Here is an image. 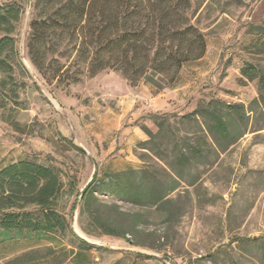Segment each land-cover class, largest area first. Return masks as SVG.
Segmentation results:
<instances>
[{"label":"rangeland","instance_id":"obj_1","mask_svg":"<svg viewBox=\"0 0 264 264\" xmlns=\"http://www.w3.org/2000/svg\"><path fill=\"white\" fill-rule=\"evenodd\" d=\"M5 2L25 10L17 38L27 68H20L17 84L0 89V168L24 158L59 167L61 209L74 232L94 246L80 247L71 236L22 238L0 246V264L26 253H31L27 264H264L259 115L228 150L195 161L170 192V202L144 207L98 196L95 212L118 216L123 225L135 222L126 238L86 233L88 214L82 211V196L96 172L144 166L138 133L146 134L143 127L157 131L150 114L181 115L212 98L250 107L258 85L242 78L241 68L246 62L264 66V0H192V21L207 37L206 55L188 63L178 82L161 91L144 82L132 86L113 70L84 75L69 86L46 82L26 50L32 0H0ZM150 157L143 159L164 174L163 164Z\"/></svg>","mask_w":264,"mask_h":264},{"label":"trees","instance_id":"obj_2","mask_svg":"<svg viewBox=\"0 0 264 264\" xmlns=\"http://www.w3.org/2000/svg\"><path fill=\"white\" fill-rule=\"evenodd\" d=\"M24 13L18 2L0 3V89L17 84L20 68H27L17 38ZM192 19V0H32L27 55L50 84L69 86L84 75L113 70L132 86L144 82L161 91L178 82L188 63L206 55L207 37ZM241 75L258 85V96L249 108L212 98L181 115H149L157 131L143 127L144 166L96 172L87 186L82 196V211L88 214L86 233L99 230L126 238L135 222L123 225L118 216L95 212L98 196L144 207L170 202V192L180 187L195 161L228 150L247 133L253 117L259 115L264 122V66L246 62ZM150 156L163 164L164 174L143 159ZM63 193L61 170L55 165L24 158L0 168V246L22 238L71 236L80 247H93L72 229L61 209ZM30 254L6 264H27ZM77 255L85 256L82 251Z\"/></svg>","mask_w":264,"mask_h":264},{"label":"water","instance_id":"obj_3","mask_svg":"<svg viewBox=\"0 0 264 264\" xmlns=\"http://www.w3.org/2000/svg\"><path fill=\"white\" fill-rule=\"evenodd\" d=\"M30 2L31 1H29V4H30ZM25 33L23 34V39H22V46L24 45V41H25ZM49 98L53 101V99L49 96ZM81 238H83V239H85V240H87V241H89V239L86 237V236H83V235H79ZM134 250V249H133ZM137 250H140V251H142V252H146L145 250H143V249H137Z\"/></svg>","mask_w":264,"mask_h":264},{"label":"crops","instance_id":"obj_4","mask_svg":"<svg viewBox=\"0 0 264 264\" xmlns=\"http://www.w3.org/2000/svg\"><path fill=\"white\" fill-rule=\"evenodd\" d=\"M138 137H140V139H142V140H146L147 139V135L142 133V132L138 133Z\"/></svg>","mask_w":264,"mask_h":264},{"label":"bare ground","instance_id":"obj_5","mask_svg":"<svg viewBox=\"0 0 264 264\" xmlns=\"http://www.w3.org/2000/svg\"><path fill=\"white\" fill-rule=\"evenodd\" d=\"M84 236V235H83Z\"/></svg>","mask_w":264,"mask_h":264}]
</instances>
